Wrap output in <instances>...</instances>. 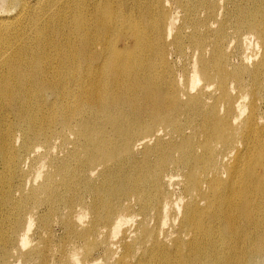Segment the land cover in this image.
<instances>
[{"label":"bare ground","instance_id":"1","mask_svg":"<svg viewBox=\"0 0 264 264\" xmlns=\"http://www.w3.org/2000/svg\"><path fill=\"white\" fill-rule=\"evenodd\" d=\"M0 264H264V0H4Z\"/></svg>","mask_w":264,"mask_h":264},{"label":"rangeland","instance_id":"2","mask_svg":"<svg viewBox=\"0 0 264 264\" xmlns=\"http://www.w3.org/2000/svg\"><path fill=\"white\" fill-rule=\"evenodd\" d=\"M4 0H0V5L3 3ZM31 2H33L34 0H29Z\"/></svg>","mask_w":264,"mask_h":264}]
</instances>
